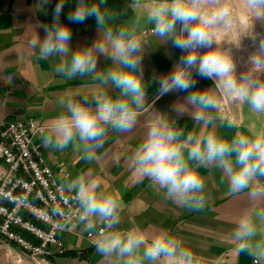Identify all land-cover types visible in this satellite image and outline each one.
<instances>
[{
	"label": "clouds",
	"instance_id": "obj_1",
	"mask_svg": "<svg viewBox=\"0 0 264 264\" xmlns=\"http://www.w3.org/2000/svg\"><path fill=\"white\" fill-rule=\"evenodd\" d=\"M49 3L50 0H40L42 8ZM106 3L107 0L99 3L77 0L76 7L68 13L71 23L95 18L101 35L91 46L71 49V28L60 20L65 0L56 3L52 23L40 25L45 37L41 40L36 35L31 41V47H38L41 60L70 57L56 66L57 73L68 79L92 75L93 79L119 90L116 97L104 94L90 100L85 95L80 100H61L65 112L41 137L43 145L52 149L63 151L69 144L73 145L86 161H92L95 150L103 147L109 128L121 133L135 128L146 99L142 68L144 41L135 26L115 30L105 27L109 15L101 5ZM245 4L258 19L264 17V0H245ZM232 20L233 9L227 0H158L151 7L147 21L154 24L153 35L161 41H171L185 53L172 72L159 78L161 96L176 91L189 93L196 83L192 76L195 71L201 78L213 80L225 96L248 103L257 113L264 112V81L255 76L264 73V39L249 56L248 71L238 76L231 50L219 47L216 40L217 29L231 27ZM205 48L208 51L200 54L199 49ZM100 56L109 57L113 67L97 74ZM7 82L11 83V78ZM185 101L173 106L177 116L188 114L196 123H213L208 113L218 110L219 105L208 89L191 91ZM175 123V120L170 123L168 118L153 123L134 156L137 171L165 189L166 198L193 211L202 210L207 202L203 194L205 182L197 169L212 164L226 176L229 194L250 189L247 195L251 201L264 198V188L254 186L259 177H264V138L251 139L238 134L228 140L215 132L203 137L189 134L185 138L184 129ZM227 126L233 127V121L229 120ZM61 188L75 193L76 213L81 222H86V227L91 228L96 222L103 225L102 238L96 242V250L103 257H117L123 264H200L198 257L167 231L149 235L139 226L118 230L122 202L100 190L95 178L81 174ZM53 213L60 215L61 210L53 209ZM257 219L264 221V212H259ZM257 234L256 222L244 215L233 232V238L239 242L238 251L264 255V240L256 241Z\"/></svg>",
	"mask_w": 264,
	"mask_h": 264
},
{
	"label": "crops",
	"instance_id": "obj_2",
	"mask_svg": "<svg viewBox=\"0 0 264 264\" xmlns=\"http://www.w3.org/2000/svg\"><path fill=\"white\" fill-rule=\"evenodd\" d=\"M107 0L101 5L108 12L105 27L113 30L120 27H136V32L144 41L142 60L143 80L146 85V99L135 128L130 132H118L109 128L102 148L95 150L92 161L82 159V152L69 146L63 151L46 147L42 135L35 142L42 150L46 162L54 169L57 180L66 185L81 174L95 178L100 183V190L115 196L122 202L120 212V231H128L139 226L149 235L167 231L182 242L183 247L192 251L200 264H264V255H250L238 251L239 242L233 238L237 223L244 215H249L256 222L258 234L256 241L264 240V221L257 219L259 212H264V198L251 201L243 193L229 194V185L223 171L215 164L198 167L205 187L203 194L206 205L200 211H193L166 198L165 189L142 177L134 164V156L144 142L149 127L158 119L175 120L176 127L184 129L185 138L189 134L203 137L212 132L231 140L236 135L251 139L264 138V112H255L248 103L234 101L224 95L211 79L201 78L195 71L193 90L208 89L217 100L218 110H209L213 123H196L190 115L180 117L173 111V106L186 103L189 94L183 91L159 94V78L172 72L180 62L183 53L175 48L171 41H161L152 33L154 24L147 21V14L158 0ZM93 2V0H89ZM99 3V0H94ZM233 9L231 27L217 29L216 40L219 47L230 49L237 64V75L248 71L249 56L254 54L259 41L264 39V17L257 18L250 12L245 0H227ZM58 0H50L42 8L40 0H0V122L35 118L50 125L65 109L61 100H80L88 96L104 94L116 97L119 90L104 85L93 79L92 75L68 79L55 71L61 60L70 57L38 58L39 49L31 47L36 35L42 40L45 32L40 25H48L53 20V9ZM77 4V0H65V7L60 17L61 23L71 28L70 47L73 51L91 46L100 37L101 31L95 18L84 23H71L68 13ZM138 22V23H137ZM180 25H177L179 30ZM239 45V47H237ZM213 47H216L214 44ZM208 49H199L203 54ZM107 56L98 58V73L112 68ZM257 79L264 81V73H256ZM11 78V83L8 79ZM95 107V104L91 105ZM190 110L192 107L188 105ZM234 126L228 127L227 122ZM44 133V134H45ZM195 166V164H193ZM61 169L70 175L65 177ZM258 188H264V177L258 178ZM101 224L96 222L91 228L86 222L70 220L59 231V237L66 245V252L53 256L46 264H123L117 257H103L96 250V242L88 237V230H97ZM102 236L99 237L100 240ZM256 260V261H255ZM0 264H37L30 256L14 243L0 241Z\"/></svg>",
	"mask_w": 264,
	"mask_h": 264
},
{
	"label": "built area",
	"instance_id": "obj_3",
	"mask_svg": "<svg viewBox=\"0 0 264 264\" xmlns=\"http://www.w3.org/2000/svg\"><path fill=\"white\" fill-rule=\"evenodd\" d=\"M45 131L46 125L32 117L0 122V241L18 245L37 264L66 252L59 231L79 220L75 193L62 190L64 182L56 179L35 142ZM102 228L89 229L88 237L98 241Z\"/></svg>",
	"mask_w": 264,
	"mask_h": 264
},
{
	"label": "trees",
	"instance_id": "obj_4",
	"mask_svg": "<svg viewBox=\"0 0 264 264\" xmlns=\"http://www.w3.org/2000/svg\"><path fill=\"white\" fill-rule=\"evenodd\" d=\"M117 6L119 7V3L122 2V0H117Z\"/></svg>",
	"mask_w": 264,
	"mask_h": 264
}]
</instances>
